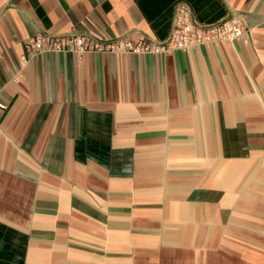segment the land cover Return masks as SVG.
<instances>
[{"label":"crops","instance_id":"0c3cea01","mask_svg":"<svg viewBox=\"0 0 264 264\" xmlns=\"http://www.w3.org/2000/svg\"><path fill=\"white\" fill-rule=\"evenodd\" d=\"M231 42H160L177 2ZM0 264H264V0H0Z\"/></svg>","mask_w":264,"mask_h":264},{"label":"built area","instance_id":"2783aa9c","mask_svg":"<svg viewBox=\"0 0 264 264\" xmlns=\"http://www.w3.org/2000/svg\"><path fill=\"white\" fill-rule=\"evenodd\" d=\"M247 29L239 19H229L212 26L195 21L191 10L182 1L177 2L168 35L163 41L145 38L137 40L97 41L83 35H37L30 39V53L42 51H68L81 56L87 52L158 53L187 50L196 45L231 42L242 37Z\"/></svg>","mask_w":264,"mask_h":264}]
</instances>
